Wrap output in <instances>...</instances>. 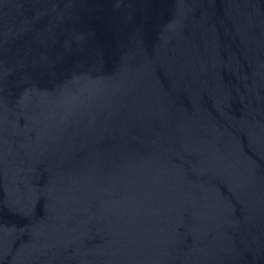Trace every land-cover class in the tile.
<instances>
[{"label":"water","instance_id":"water-1","mask_svg":"<svg viewBox=\"0 0 264 264\" xmlns=\"http://www.w3.org/2000/svg\"><path fill=\"white\" fill-rule=\"evenodd\" d=\"M0 264H264V0H0Z\"/></svg>","mask_w":264,"mask_h":264}]
</instances>
